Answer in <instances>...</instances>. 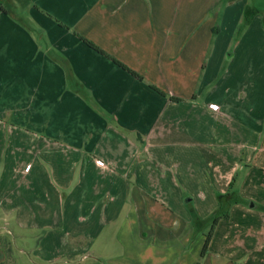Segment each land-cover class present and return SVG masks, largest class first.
Segmentation results:
<instances>
[{"label": "crops", "instance_id": "crops-1", "mask_svg": "<svg viewBox=\"0 0 264 264\" xmlns=\"http://www.w3.org/2000/svg\"><path fill=\"white\" fill-rule=\"evenodd\" d=\"M228 191L242 201L202 253ZM15 253L264 264V11L31 0L0 13V264Z\"/></svg>", "mask_w": 264, "mask_h": 264}, {"label": "trees", "instance_id": "trees-1", "mask_svg": "<svg viewBox=\"0 0 264 264\" xmlns=\"http://www.w3.org/2000/svg\"><path fill=\"white\" fill-rule=\"evenodd\" d=\"M30 1L31 0H24L25 5H28L30 3ZM0 13L8 14V13H10V11L6 7L0 5ZM84 41L89 46L93 47L94 49L99 50V48L97 46H95L93 43H91V42H89V41H87L85 39H84ZM118 64H120V63H118ZM132 73L134 75H136L137 77L141 78L135 72H132ZM172 99L178 100L177 98H172ZM217 199H218V207L216 208V210L212 213V215L209 218L210 221H211V228L208 231V233L206 234V239H205V243H204V247H203L202 253H204V251L206 250L207 244L209 242V239L211 237L213 229H214L215 225L218 223V221L221 220V219H227L229 217V210H230L231 206L236 204V203H240L242 201V199L239 196V194L237 192H235V191H228V192H226L224 194H219L217 196ZM97 264H105V263L97 262Z\"/></svg>", "mask_w": 264, "mask_h": 264}, {"label": "rangeland", "instance_id": "rangeland-1", "mask_svg": "<svg viewBox=\"0 0 264 264\" xmlns=\"http://www.w3.org/2000/svg\"><path fill=\"white\" fill-rule=\"evenodd\" d=\"M250 2L251 5L260 10V15L262 16V12L264 11V0H250ZM0 5L6 7L11 14H27L28 5H25L24 0H0ZM11 259L12 262H6L5 264H20L21 257L17 253L13 254Z\"/></svg>", "mask_w": 264, "mask_h": 264}, {"label": "built area", "instance_id": "built-area-1", "mask_svg": "<svg viewBox=\"0 0 264 264\" xmlns=\"http://www.w3.org/2000/svg\"><path fill=\"white\" fill-rule=\"evenodd\" d=\"M213 107L215 108L216 106H215V105H213Z\"/></svg>", "mask_w": 264, "mask_h": 264}]
</instances>
